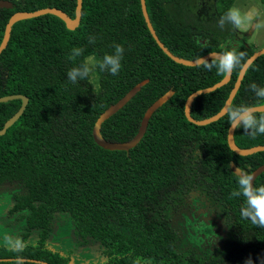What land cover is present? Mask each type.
<instances>
[{
  "label": "trees",
  "instance_id": "obj_1",
  "mask_svg": "<svg viewBox=\"0 0 264 264\" xmlns=\"http://www.w3.org/2000/svg\"><path fill=\"white\" fill-rule=\"evenodd\" d=\"M8 1L10 6L0 7V41L16 11L56 7L73 18L76 6V0ZM208 1L211 14L200 12L204 0H145L157 36L173 54L185 59L211 51L242 54L227 83L194 98V119L220 110L239 69L254 52L225 19L235 0ZM235 38L240 42L234 45ZM117 43L124 48L117 75L97 73L95 89L86 80L67 81L66 71L83 56L102 57ZM73 47L84 50L80 58L69 59ZM214 60L197 66L173 61L151 36L139 0H82L74 29L49 13L16 21L0 53V97L21 94L28 101L0 135V188L13 191L12 210L24 208L28 228H38L39 237L19 252L2 255L22 257L26 264H74L45 247L53 221L62 218L74 244L99 246L105 264H264V227L242 218L244 199L231 195L239 172L250 175L264 165V150L240 155L229 148L227 112L205 125L184 115L191 92L224 76ZM205 63L213 66L205 68ZM144 79L100 126L107 141L131 139L146 108L170 90L141 139L128 150L96 144V118ZM253 83L264 87V54L246 69L229 107L263 104L264 98L249 87ZM20 104L18 98L0 102V129ZM249 131L234 130L238 147L264 145V134L253 137ZM252 186H264V169ZM191 214L210 217L217 224L215 236L201 244L185 238L184 216Z\"/></svg>",
  "mask_w": 264,
  "mask_h": 264
},
{
  "label": "water",
  "instance_id": "obj_2",
  "mask_svg": "<svg viewBox=\"0 0 264 264\" xmlns=\"http://www.w3.org/2000/svg\"><path fill=\"white\" fill-rule=\"evenodd\" d=\"M81 3H82V0H76V6H75L73 18H71L64 11H62L61 9L56 8V7H45V8H40V9H37L34 11H16V12H14L13 14H11V16L8 18V20L5 24L3 36H2L1 41H0V53L5 48L8 40H9L11 27L16 21L49 13V14H53V15H56L59 18H61L64 21L67 28L74 29L75 27H77L79 25V22L81 19ZM139 3H140L141 13L143 15L145 24H146L151 36L153 37V39L155 40L157 45L161 48V50L167 56H169L173 61L180 63V64H183V65H186V66H197V65L202 64L204 61H206L210 58L216 59L219 55L222 54L221 52H218V51H211V52L203 54V55H201L195 59H185V58H182V57H179V56L173 54L157 36L155 29L153 28V25L150 21L147 10H146L145 0H139ZM8 6H10V2L8 0H0V7H8ZM262 54H264V47L254 51L244 61V63L242 64L241 68L238 71V74L236 76L234 84H233L223 106L215 114H213L207 118H203V119H194L190 115V105H191L192 101L194 100V98L197 97L198 95L214 91L216 88L227 83L228 80L230 79L231 73L224 75L218 82L212 84L211 86L201 88V89H197V90L191 92L187 96L185 103H184V115L187 118V120L194 123V124H197V125H205V124H208L210 122L216 121L217 119L222 117L226 113V109L229 107L231 100L233 99V97L236 93V91L240 85V82L244 76L246 69L250 66V64L257 57H259ZM145 82H147V79H144V80L136 83L120 99H118L115 103L109 105L103 112H101L99 114V116L96 118V120L93 124V127H92V137H93V140L95 141L96 144H98L99 146H101L105 149H110V150H128V149L132 148L133 146H135V144L141 139V137L143 136V134L146 130L147 123H148V120H149L151 114L171 96L172 92L170 90L165 92L160 97H158L154 102H152L146 108V110L144 111V114L141 118L138 130H137L136 134L131 139L124 141V142L107 141L100 134V126H101L102 121H104L111 114L116 112L122 105H124L140 89V87ZM17 98L21 100V104H20L19 108L17 109V111L11 117H9L6 120L3 127L0 129V135L3 134L6 131V129L12 123H14V121L21 115V113L23 112L25 105L28 101V98L25 95H21V94L4 95V96L0 97V102H4V101L10 100V99H17ZM251 108L253 109V112L264 111V103L261 105L251 106ZM234 130L229 129V127H228L227 144H228L229 148L231 150H233L235 153L240 154V155H249V154H252L254 152L264 150V145H254V146L247 147V148L238 147L234 142V137H233ZM262 169H264V165L257 167L250 174V176L252 177L251 183H253L255 176ZM235 171L238 172V170H235ZM17 260L25 261L26 259L18 258ZM28 261L41 262V261L33 260V259H28Z\"/></svg>",
  "mask_w": 264,
  "mask_h": 264
},
{
  "label": "clouds",
  "instance_id": "obj_3",
  "mask_svg": "<svg viewBox=\"0 0 264 264\" xmlns=\"http://www.w3.org/2000/svg\"><path fill=\"white\" fill-rule=\"evenodd\" d=\"M225 19L235 25H239L240 20L235 11L226 13ZM223 23V20L221 21ZM89 43H94L93 36L88 37ZM80 47H73L69 59L80 58L83 53ZM124 48L120 44L112 46L111 53H105L102 57L96 55H86L80 62L66 71L67 81L75 84L78 81H87L92 85L93 89L98 87L96 81L97 73L107 72L113 76L121 69V61L123 58ZM242 54L233 50H228L219 55L213 64L217 70L227 75L231 73L234 67L240 65ZM213 65L204 64L205 68H210ZM249 87L253 89L254 94L258 98H264V87H257L255 83L250 84ZM227 121L229 129L237 128L251 130L247 132L250 136L257 134H264V114L254 115L253 109L248 106L240 105L238 107H229L226 109ZM252 177L246 173L239 172L237 174L236 185L237 188L232 191L231 195L234 197H243L244 206L240 208V216L247 219L253 225L264 227V186L253 187ZM6 245L14 251H21L22 241H17L15 246L7 239Z\"/></svg>",
  "mask_w": 264,
  "mask_h": 264
},
{
  "label": "flooded vegetation",
  "instance_id": "obj_4",
  "mask_svg": "<svg viewBox=\"0 0 264 264\" xmlns=\"http://www.w3.org/2000/svg\"><path fill=\"white\" fill-rule=\"evenodd\" d=\"M12 202L13 191L0 188V262H18L19 260L17 259L22 258L2 255L6 250H12L6 245V239L13 246H15L17 241H22V248L24 245L34 243L39 237L38 228H28L26 222L28 213L26 210L24 208L12 210ZM184 218L185 229L182 233L187 239L191 240L190 242L201 244L203 241L207 242V239L211 238V236H215L217 224L212 223L209 220L210 217L205 216V214H201V216L191 214L190 216H184ZM60 222H62V218H57L53 221V228L45 238V247L48 251L57 252L64 257H69V263L74 260V264H105L106 258L102 255L99 246L93 248L88 246V244L75 245L72 240L71 230L65 225L66 223ZM199 233L203 234L204 237L200 236ZM194 235H198L197 240L193 238ZM19 262L24 263L25 261L20 260Z\"/></svg>",
  "mask_w": 264,
  "mask_h": 264
},
{
  "label": "rangeland",
  "instance_id": "obj_5",
  "mask_svg": "<svg viewBox=\"0 0 264 264\" xmlns=\"http://www.w3.org/2000/svg\"><path fill=\"white\" fill-rule=\"evenodd\" d=\"M204 2L205 5L200 7V12L211 14L213 12L211 2L208 0H204ZM229 11H235L238 14L240 23L235 26L237 31L245 38L244 43L253 47L254 51L264 47V2L262 0H235ZM214 17L216 18V15ZM233 41L235 42L234 45L240 42L239 38H235ZM60 223H65V221ZM183 236L186 238L185 235ZM197 236L194 235L193 238L197 240ZM200 236L204 237L203 234H200ZM8 264L25 263L10 261Z\"/></svg>",
  "mask_w": 264,
  "mask_h": 264
}]
</instances>
